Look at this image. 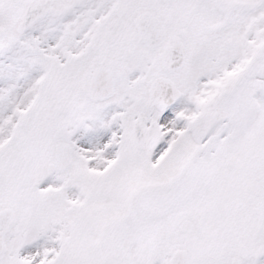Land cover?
I'll return each instance as SVG.
<instances>
[{
	"label": "snow or ice",
	"instance_id": "snow-or-ice-1",
	"mask_svg": "<svg viewBox=\"0 0 264 264\" xmlns=\"http://www.w3.org/2000/svg\"><path fill=\"white\" fill-rule=\"evenodd\" d=\"M0 264H264V0H0Z\"/></svg>",
	"mask_w": 264,
	"mask_h": 264
}]
</instances>
